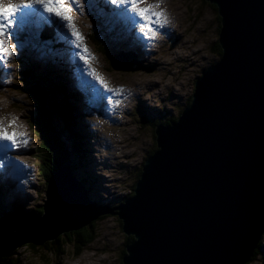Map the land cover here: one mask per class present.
I'll return each mask as SVG.
<instances>
[{
  "label": "water",
  "instance_id": "obj_1",
  "mask_svg": "<svg viewBox=\"0 0 264 264\" xmlns=\"http://www.w3.org/2000/svg\"><path fill=\"white\" fill-rule=\"evenodd\" d=\"M221 17L222 55L203 71L177 120L155 127L134 194L101 207L68 162L50 179L44 213L25 220L15 249L45 245L105 215L127 236L123 264H246L264 234V0H206ZM121 71L141 69L125 55ZM68 151L73 139L61 134ZM69 169V170H68Z\"/></svg>",
  "mask_w": 264,
  "mask_h": 264
},
{
  "label": "rangeland",
  "instance_id": "obj_2",
  "mask_svg": "<svg viewBox=\"0 0 264 264\" xmlns=\"http://www.w3.org/2000/svg\"><path fill=\"white\" fill-rule=\"evenodd\" d=\"M91 1L93 5L79 0L83 10L78 11L73 7L69 15L82 34V44L87 48V54L92 57L87 66L99 76L100 81L94 79L96 84L101 89H105L106 85L107 89L113 91L106 94L94 85L90 86V89L81 87L80 90L84 94L80 100L71 99L79 112L85 114V117H81L80 113L76 114V126L78 128L79 125L78 134L79 140H83L84 147L81 148L84 155L76 157L80 166H77L76 174H73L76 179L87 181L89 185L86 186L93 202L115 206L133 194L139 171L142 170L147 157L158 149L154 123L175 121L189 106L196 89V80L202 76L203 71L219 61L220 21L218 11L206 0H159L156 10L164 12L170 20V28L176 31L154 26L156 35L143 42V38L136 33L137 30H132L129 21L116 22L111 10L105 8L108 6L103 4L102 0H95L96 3ZM21 2L22 0H0V4L4 6ZM149 2L155 4L157 0H146L141 6L144 7ZM105 9L108 13L104 19L99 15V11ZM67 38L72 39L70 35ZM92 38L99 41V44H94ZM30 41L20 37L19 46L13 49L17 54L10 57L7 69L0 70V82L3 85L0 89V124L8 125L10 120L14 121L8 131L23 135L22 140L27 141L18 149H13L16 152L12 153L18 155L26 166L27 175L20 182H16L18 184L15 188H8L6 195L7 203H16L22 209L20 217L41 210L47 199V174L43 168L45 160L41 152H36L41 146L37 139L38 129L35 128L38 110L35 103L22 91L23 88L34 84L26 81L28 77L24 75L30 71L38 77V83L49 89L54 83L59 84L58 86L63 83L57 70V55L62 58L63 51L57 53L50 41L42 42L35 36ZM139 48H146L145 53L150 57L139 56ZM122 50H129L137 55L136 60L127 58L133 65L145 69L121 71L115 68L111 56ZM152 50L156 52L153 54ZM75 75L78 77L83 74ZM146 80L150 81L141 90L137 83ZM151 80H155L156 84ZM62 87L63 90L58 88V93H55V101L66 103L68 90L66 86ZM94 92H98L100 96ZM173 92L181 96L176 97ZM134 93L142 95L140 98L134 97ZM101 97L105 100L109 98L112 106H108ZM141 98L149 104H144L149 106V111L141 106ZM62 121L57 113H53V133L58 135L61 141V134L64 132ZM86 146L88 151L85 150ZM116 147L125 148L117 151ZM26 219L23 218L21 223ZM94 224L93 242L81 247L83 249L79 255L75 253L76 244L73 243L66 247V254H51L49 250L54 249V242L50 241L42 246L24 245L17 248L19 264H123L128 236L123 231L122 220L117 215H107L95 220ZM19 225L15 226L14 230L0 231V251L6 248L5 246H10L15 238H19L18 235H7L16 232ZM77 233L70 232L61 236L72 242L78 238ZM261 241L262 246L258 254L247 264H264V234Z\"/></svg>",
  "mask_w": 264,
  "mask_h": 264
},
{
  "label": "snow or ice",
  "instance_id": "obj_3",
  "mask_svg": "<svg viewBox=\"0 0 264 264\" xmlns=\"http://www.w3.org/2000/svg\"><path fill=\"white\" fill-rule=\"evenodd\" d=\"M102 3L111 6V15L116 22L129 21L132 30H138L140 36L145 39L156 35L154 26L163 27L168 23L164 12L156 10L159 0L144 7L141 5L145 4L146 0H102ZM73 7L78 11L83 10L79 0H22L21 3H9L7 6L0 4V63H7L10 57L17 54L13 49L19 46V33L25 32L29 25L36 23L39 31H42L43 27H53L61 38L67 39L70 35L72 39L69 43L80 50L77 56L87 64L92 57L87 54L88 50L82 44V34L69 15ZM39 31L34 34L37 39ZM90 74L100 81L94 71L90 70ZM105 90L113 91L107 89L106 85ZM13 123L14 121L10 120L8 125L0 124V170L11 164V159H6L9 148L18 149L21 142L27 143L22 140L21 134L8 131Z\"/></svg>",
  "mask_w": 264,
  "mask_h": 264
},
{
  "label": "trees",
  "instance_id": "obj_4",
  "mask_svg": "<svg viewBox=\"0 0 264 264\" xmlns=\"http://www.w3.org/2000/svg\"><path fill=\"white\" fill-rule=\"evenodd\" d=\"M214 7L218 11V8L215 5ZM218 19L220 21L219 28L221 29L220 15ZM92 40H93V43L96 45L99 42L95 38H92ZM218 50H219V55L221 57L222 48L220 45L218 47ZM24 76L28 77L26 78L27 79L26 81L36 84L35 86H31L28 82V85H30V87L23 88L22 91L35 103L36 109L38 110L36 112L37 116L35 117V128L38 129L37 139L39 142H41V146L36 149V152L37 153L41 152L42 157L44 158L43 160H45V165H43V168L45 170V173L47 174L46 182L48 185L50 179L56 173L57 169L61 165L69 162L71 164L72 171L75 173L77 166H78L77 163H80L79 160L77 161L76 157L80 155V151L82 154V148H81L80 143L78 142L79 135L77 134L76 126H75V118H76L75 112H73L70 106V104L74 105V103L71 100L72 98L67 93H66V99L68 100V102L66 101V103H64V102H59L58 100L55 101L56 100L55 93L58 90V88L55 87V85H52V87L48 90H44L43 88L39 86V83L37 82L38 77L31 74L30 71H27L26 75ZM53 113H57L59 117L63 120L62 121L63 131H68L72 136V139L74 141V148H73V153L71 154L68 152V150L66 149V147L64 146V143L60 140V138H58V135L56 136L53 133V130L55 132V127L51 123ZM177 119L178 118H176V120ZM156 123H158V121H156L154 124ZM164 123L168 124L170 122L165 121ZM32 125H33V122H32ZM78 133H79V130H78ZM51 137L55 140L54 142H53V139H51ZM155 151H153L151 154H153ZM72 156L73 157L75 156V158H72ZM42 164L40 167V172L42 171ZM51 165L53 168L50 169L49 166ZM141 173H142V170L139 171L138 173V177H137L138 179L140 178ZM87 176L90 179V176L89 175ZM80 181L83 185L87 184V181L85 179H81ZM135 186H136V183L134 184V188ZM132 193L134 194V189ZM6 195L7 193L3 192L2 188H0V231L14 230L15 226L19 225L21 221L23 220V218H27L26 220H32L35 217L42 215L44 213V209L41 207V210L39 211H35L26 216L20 217L22 215V209L19 208L16 203H13V204L7 203L8 200L6 199L7 198ZM94 222L95 221H93L91 224L83 227L82 229L78 231H73V232H78L77 233L78 238L74 239L72 242L70 241V239L64 238L60 235L57 240L53 241L54 249L51 248L49 250L50 251L49 253L54 254L56 256L66 254L67 253L66 247L69 244L73 243V244H76L75 253L79 255L83 249V248L81 249V247H85L87 244H90L93 242L94 236L92 234V230L95 226ZM127 238H128L127 245L134 241L133 236H128ZM58 243L60 244L58 245ZM28 245L31 247H36V245H33V244H28ZM261 246H262V241L259 242L258 248L256 249L254 253L253 259L258 254L259 248H261ZM16 251L17 250L15 249L10 254L0 258V264H19L18 256H17L18 254L16 253Z\"/></svg>",
  "mask_w": 264,
  "mask_h": 264
},
{
  "label": "bare ground",
  "instance_id": "obj_5",
  "mask_svg": "<svg viewBox=\"0 0 264 264\" xmlns=\"http://www.w3.org/2000/svg\"><path fill=\"white\" fill-rule=\"evenodd\" d=\"M183 1H185V0H183ZM163 2V1H162ZM150 3V2H149ZM164 3V2H163ZM168 3H169V1H168ZM154 4V3H153ZM162 6V5H161ZM142 7V6H141ZM162 8V7H161ZM101 9H103V8H98V10H101ZM100 12V14L99 15H101L102 16V18H104L105 19V17H106V13H108V11H106V10H102V11H99ZM178 16L180 15L179 13L177 14ZM167 17V16H166ZM170 19H172L171 17H170ZM178 20V19H177ZM167 21H168V23L167 24H165L163 27H164V29L165 30H170L171 29V31H176V30H174V29H172V28H170V20H169V18H167ZM180 26V25H179ZM178 26V27H179ZM119 39H120V37H119ZM182 41V40H181ZM121 45V44H120ZM125 45H126V42H125ZM147 50H146V48H143V49H138V51H137V53L139 54V56H141V57H143V56H147V57H150V56H148V54L147 53H145ZM195 51V50H194ZM156 52V51H155ZM154 52V50H152L151 51V53H155ZM147 54V55H146ZM159 57V56H158ZM180 58H182V59H186L184 56L182 57V56H179ZM160 57H159V61H160ZM141 69H145V68H141ZM164 69V68H163ZM165 69H167V68H165ZM151 71V70H150ZM149 81L150 80H146L145 82H139V83H137L140 87H141V90L145 87V85L147 84V83H149ZM153 83H155L156 84V82H155V80H151ZM50 86V85H49ZM103 90H105V89H103ZM106 91V90H105ZM107 93H109V91H106ZM173 93H175V95H176V97L179 95V96H181L180 94H178V93H176V92H173ZM142 95V93H134L133 94V96L135 97V96H137V97H139L140 98V96ZM127 96V95H126ZM140 103H142L141 104V106L142 107H144V109L145 110H150V108H148L149 106H146V105H149L148 103H146L145 101H144V98H141V100H140ZM144 104H146V105H144ZM114 124V123H113ZM14 132V131H13ZM82 135V134H81ZM82 138V137H81ZM22 139H23V135H22ZM87 139V138H86ZM82 141V140H81ZM87 141V140H86ZM23 144L24 143H20V145H19V147L20 146H23ZM89 146V145H88ZM118 146V145H117ZM86 149V151H88V148H87V146L85 147ZM125 147H120V148H118L117 149V147H116V149H117V151H122L123 149H124ZM9 153V152H8ZM130 153V152H129ZM18 170H19V167H18ZM28 171H26V173H27ZM29 178V177H28ZM26 180V179H25ZM30 181V180H29ZM24 185V184H23ZM111 200V199H110ZM254 256V255H253ZM85 259V258H84ZM87 259V258H86ZM252 259H253V257H252ZM251 259V260H252ZM250 260V261H251ZM88 261V260H87ZM249 261V262H250ZM78 263V262H77ZM81 263V262H80ZM85 264H90V262L89 263H85ZM247 264V263H246Z\"/></svg>",
  "mask_w": 264,
  "mask_h": 264
},
{
  "label": "flooded vegetation",
  "instance_id": "obj_6",
  "mask_svg": "<svg viewBox=\"0 0 264 264\" xmlns=\"http://www.w3.org/2000/svg\"><path fill=\"white\" fill-rule=\"evenodd\" d=\"M49 167H50V169H51V168H53V167H52V165H51V166H49Z\"/></svg>",
  "mask_w": 264,
  "mask_h": 264
},
{
  "label": "clouds",
  "instance_id": "obj_7",
  "mask_svg": "<svg viewBox=\"0 0 264 264\" xmlns=\"http://www.w3.org/2000/svg\"><path fill=\"white\" fill-rule=\"evenodd\" d=\"M133 195V194H132ZM132 195H130V196H132ZM123 260V259H122Z\"/></svg>",
  "mask_w": 264,
  "mask_h": 264
}]
</instances>
